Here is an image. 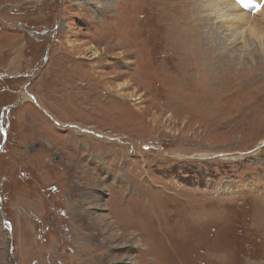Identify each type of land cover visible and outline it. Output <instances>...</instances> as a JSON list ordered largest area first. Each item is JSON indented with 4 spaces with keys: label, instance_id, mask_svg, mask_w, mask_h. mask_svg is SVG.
<instances>
[{
    "label": "rangeland",
    "instance_id": "374dc122",
    "mask_svg": "<svg viewBox=\"0 0 264 264\" xmlns=\"http://www.w3.org/2000/svg\"><path fill=\"white\" fill-rule=\"evenodd\" d=\"M246 1L226 2L235 30L205 0H0V264H264V45L234 36L264 38V0Z\"/></svg>",
    "mask_w": 264,
    "mask_h": 264
},
{
    "label": "bare ground",
    "instance_id": "6f19581e",
    "mask_svg": "<svg viewBox=\"0 0 264 264\" xmlns=\"http://www.w3.org/2000/svg\"><path fill=\"white\" fill-rule=\"evenodd\" d=\"M153 1V0H152ZM155 1V0H154ZM190 1V0H189ZM194 1V0H193ZM228 0H205V4L204 5H202L201 6V9L202 10H204V11H208V12H210V13H212L216 18L215 19H220V21L222 22V23H226V20H225V18H227L229 21H230V23H229V25L230 24H232V26L231 27H233L235 30H239L240 29V27H242L245 23H246V21H249V19L247 18L248 16H231V13H232V9H233V7L232 6H230V4L228 5L226 2H227ZM236 1V0H235ZM262 0H255V2H259V3H262L261 2ZM144 2H145V0H144ZM204 2V1H203ZM202 3V2H201ZM201 3H199V4H201ZM191 4V3H190ZM194 4V3H193ZM208 4H209V6H208ZM182 6V5H181ZM244 6H247V8H250V7H252V10H253V5H252V3H251V0H247L243 5H240V8H242L243 10H245V12H246V10L247 9H245L244 8ZM263 6H264V3H263ZM143 8V7H142ZM148 8V7H147ZM146 8V9H147ZM232 8V9H231ZM191 9V8H190ZM189 9V10H190ZM261 9V7H256L254 10H253V12H257V11H259ZM142 10H144V9H142ZM192 10V9H191ZM194 10V9H193ZM237 10V9H236ZM146 11V10H145ZM242 11V10H241ZM196 12V11H195ZM247 13V12H246ZM240 14H242V13H240ZM243 14H244V11H243ZM248 14V13H247ZM257 14V13H256ZM211 15V14H210ZM236 15V14H235ZM198 16V15H197ZM257 16H262V19L264 20V15H260V14H257ZM253 17V16H252ZM201 20H202V22H204V18H200ZM199 20V19H198ZM212 21H214V20H212ZM207 22V21H206ZM256 22V21H255ZM255 22H254V25L250 28L249 27V29L247 30L248 32L246 33L245 32V34H244V31L242 32V30H240L241 31V33H242V35L241 36H239V35H234V36H236V37H238V39H241V40H244V38L245 37H247V36H250L251 37V39L254 41V43H256L257 44V46H259V47H262L263 45H264V38H263V36L262 35H259V33L254 29V28H258L257 27V25H255ZM221 23V24H222ZM218 25V24H217ZM219 26V25H218ZM245 26H246V24H245ZM260 27V26H259ZM212 30L211 29H206V28H201V29H198L197 30V34H196V36H195V38L194 39H192L194 42H195V44H199V42H200V39H202V38H204V39H209V38H211V37H213V33L211 32ZM230 31V30H229ZM239 31V32H240ZM261 31H262V29H261ZM231 33H233L234 31L233 30H231L230 31ZM188 33V32H187ZM198 33L200 34V37H197L198 36ZM244 34V35H243ZM231 37V35L226 39H224V40H220L219 42H220V45H222L223 46V48L225 49V42L226 43H228L230 46H232V45H234V43L236 44V42H235V37ZM191 40V41H192ZM251 40V41H252ZM202 42V41H201ZM204 43V42H203ZM227 44V45H228ZM246 44V43H245ZM256 46V47H257ZM204 47V46H203ZM238 49V48H237ZM181 50V49H180ZM206 50V49H205ZM204 50V51H205ZM202 51V50H201ZM166 52V51H165ZM209 53H211V52H209ZM166 54H168V53H166ZM165 54V55H166ZM203 56V55H202ZM207 56V55H206ZM166 57V56H165ZM198 57H199V59L201 60V57H200V55H199V53H198ZM205 57V56H204ZM164 60V59H163ZM163 60H161V62L163 61ZM166 61V60H165ZM158 66V65H157ZM159 66H161V65H159ZM158 66V67H159ZM160 69H161V67H160ZM185 69H186V71H185V73L183 74V73H179L178 75H177V77H176V81H179V80H183L184 79V77H185V74L188 76V78H190V74H189V72H190V70H191V68H186L185 67ZM164 71H166L167 73H171L172 72V68H170L169 66L168 67H166V69L164 70ZM202 71H203V69H201L200 71H198V73H199V75L200 76H202ZM203 76H204V74H203ZM173 78V77H172ZM94 201L96 202V200L94 199ZM89 204V203H88ZM94 204V203H93ZM93 207V206H92ZM99 208L100 207V205H98L97 203H96V205L94 206V208ZM106 217V216H105ZM100 219V217L98 216H96L95 218H92V220H94V219ZM102 218H104V217H102ZM103 219H100V220H96V221H101V222H103L102 221ZM103 227V226H102ZM102 227H101V229H102ZM112 229V224H110V225H108V226H106L105 225V232H106V234H109L110 235V238H111V240L113 241V239H115V237H118V236H122V233L120 234V235H117V234H114V232H112L111 233V230ZM116 233V232H115ZM114 234V235H113ZM130 236L132 237V239H133V236H132V234H130ZM125 237V236H124ZM110 240V241H111ZM109 241V243H111ZM122 241H124V240H122ZM129 241V240H128ZM127 243V242H126Z\"/></svg>",
    "mask_w": 264,
    "mask_h": 264
},
{
    "label": "flooded vegetation",
    "instance_id": "af4514ba",
    "mask_svg": "<svg viewBox=\"0 0 264 264\" xmlns=\"http://www.w3.org/2000/svg\"><path fill=\"white\" fill-rule=\"evenodd\" d=\"M31 146H35V148L32 150L30 147ZM37 148H38V144H29L28 145V147H27V151L29 152V153H33V151H35V150H37ZM55 157H57V156H55ZM59 157H57V162L59 161ZM56 164V163H55Z\"/></svg>",
    "mask_w": 264,
    "mask_h": 264
},
{
    "label": "water",
    "instance_id": "95a60500",
    "mask_svg": "<svg viewBox=\"0 0 264 264\" xmlns=\"http://www.w3.org/2000/svg\"><path fill=\"white\" fill-rule=\"evenodd\" d=\"M47 50H48V46L46 47V54H47ZM25 88V87H24ZM12 106H8V107H5L4 108V110H8V109H10ZM32 150L35 148V146H31L30 147ZM57 162V158L55 157V158H53L52 160H51V163L52 164H55Z\"/></svg>",
    "mask_w": 264,
    "mask_h": 264
}]
</instances>
